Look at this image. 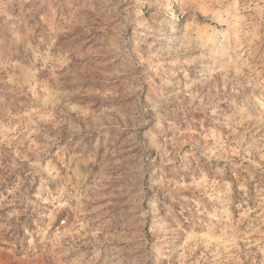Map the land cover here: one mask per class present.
I'll return each instance as SVG.
<instances>
[{
	"label": "rangeland",
	"instance_id": "obj_1",
	"mask_svg": "<svg viewBox=\"0 0 264 264\" xmlns=\"http://www.w3.org/2000/svg\"><path fill=\"white\" fill-rule=\"evenodd\" d=\"M0 264H264V0H0Z\"/></svg>",
	"mask_w": 264,
	"mask_h": 264
}]
</instances>
